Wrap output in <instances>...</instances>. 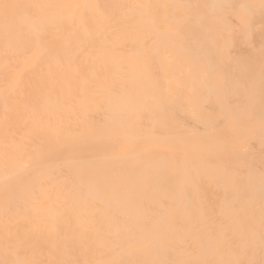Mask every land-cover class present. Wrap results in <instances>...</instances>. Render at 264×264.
Instances as JSON below:
<instances>
[{"label": "rangeland", "instance_id": "obj_1", "mask_svg": "<svg viewBox=\"0 0 264 264\" xmlns=\"http://www.w3.org/2000/svg\"><path fill=\"white\" fill-rule=\"evenodd\" d=\"M106 1L0 0V264H234L230 239L215 227L216 192L143 189L159 167L178 179L187 170L180 154L163 152L172 164H154L162 152L145 150L146 132L169 131L177 120L172 99L190 102L174 85L185 80L176 66L184 61L156 55L150 35L127 25L130 8L105 16ZM158 57L172 65L161 69ZM133 109L142 152H122L118 129L132 126L117 122ZM113 184L118 191L106 201L95 197ZM133 186L151 197L140 200ZM194 197L206 222L184 224L180 209ZM135 200L149 215L134 237L142 218H130L126 204Z\"/></svg>", "mask_w": 264, "mask_h": 264}, {"label": "bare ground", "instance_id": "obj_2", "mask_svg": "<svg viewBox=\"0 0 264 264\" xmlns=\"http://www.w3.org/2000/svg\"><path fill=\"white\" fill-rule=\"evenodd\" d=\"M25 5L27 10L37 8L33 2L26 1ZM125 8L131 13L127 25L150 35L156 55L169 53L179 56L176 62H185L176 65L183 69L185 80H176L174 85L178 89L183 86L190 96L184 106L172 99L170 107L178 118L169 131L158 135L146 132L152 139L145 150L162 152L153 158L159 159L154 164H172L163 152L180 154L187 168L184 178L166 173L165 165L144 178L147 188L143 189L170 184L172 191L187 187L192 195L203 187L216 192L218 198L212 208L219 211V222L215 227L220 238L230 239V248L237 253L234 264H264V0H108L103 13L112 17ZM158 58L161 69L172 65ZM120 68L126 72L124 64ZM142 81L135 78L137 90ZM138 102L142 103L140 98ZM139 111L133 109L129 119L122 117L117 122L132 126L131 131L118 129L119 151L142 152L143 135L133 127L140 122ZM110 119L107 125L112 126ZM187 152L193 153L188 159L183 155ZM133 167L139 171L138 165ZM135 172H127L126 177H134ZM135 186L132 188L140 200L151 197L147 192L140 195L141 188ZM116 187L118 184L100 190L95 197L106 201L112 191H118ZM135 201L126 204L130 218L135 220L138 212L142 218L141 225L135 222L134 237L144 230V219L149 215L143 203ZM201 201L194 197L182 206L179 217L184 224L194 219L206 222ZM150 226L155 228L156 224ZM226 246L220 239L219 247ZM222 254L218 251L219 256Z\"/></svg>", "mask_w": 264, "mask_h": 264}]
</instances>
